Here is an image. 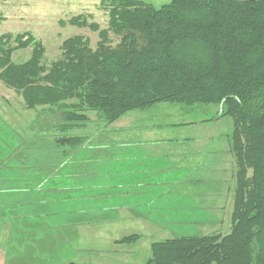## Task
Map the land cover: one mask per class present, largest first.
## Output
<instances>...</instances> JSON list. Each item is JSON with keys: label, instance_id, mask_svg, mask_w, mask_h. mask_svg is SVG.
<instances>
[{"label": "rangeland", "instance_id": "1", "mask_svg": "<svg viewBox=\"0 0 264 264\" xmlns=\"http://www.w3.org/2000/svg\"><path fill=\"white\" fill-rule=\"evenodd\" d=\"M144 1L160 7L172 0ZM101 3L0 0V40L10 35L14 41L23 33L41 39L47 62L59 57L61 44L70 36L84 35L96 46L98 33L68 21L84 15L88 22L107 27L109 13ZM31 53V48L20 50L14 60L24 62ZM221 107L209 105L204 113L209 118L199 124L184 119L191 127L181 129L187 132L177 135L180 142L167 134L177 127L179 112L172 107L159 112L162 117L153 125L160 126L155 136L163 138L166 176L148 177L166 185L148 188L144 200L139 195L143 191L135 193L140 180L132 185L116 176L121 158L109 154L116 150L97 146L132 141L133 130L150 122L132 112L108 125L89 111L83 126L48 130L37 122L43 107H27L24 96L0 80V264H145L152 245L161 240L229 233L239 168L232 150L234 122L220 115ZM72 135L86 142L74 149L62 146L59 139ZM149 136L145 132L139 137ZM183 136L195 140L185 142ZM204 138L213 142L205 144ZM131 149L139 160L137 147ZM113 158L117 165L109 161ZM59 211L62 219L53 217ZM128 236L137 238L123 241Z\"/></svg>", "mask_w": 264, "mask_h": 264}, {"label": "trees", "instance_id": "2", "mask_svg": "<svg viewBox=\"0 0 264 264\" xmlns=\"http://www.w3.org/2000/svg\"><path fill=\"white\" fill-rule=\"evenodd\" d=\"M101 5L109 13L105 28L84 15L68 21L98 33L96 46L84 35L70 36L52 61L41 39L1 37L0 80L15 87L27 107H43L37 115L42 127L64 132L83 126L89 111L109 125L161 104L221 105L220 115L234 122L239 168L231 231L161 240L145 264H264V0ZM29 48L27 60H14ZM59 141L74 149L86 138Z\"/></svg>", "mask_w": 264, "mask_h": 264}, {"label": "crops", "instance_id": "3", "mask_svg": "<svg viewBox=\"0 0 264 264\" xmlns=\"http://www.w3.org/2000/svg\"><path fill=\"white\" fill-rule=\"evenodd\" d=\"M168 107L175 108V110L179 112L178 114H179V117L181 118L179 123L176 124L177 127L180 128L179 131L177 132V127H174V128L171 127V128H169L170 130H168V132H167V134H171V136H174V138H176V140L179 137L177 135H179L180 133L185 134L186 130L181 131V129H183V128L187 129V128L191 127V126H188L189 124H187V123H182L184 121V119H188L190 122H195V124H199V123L203 122L204 113L207 112L206 110L208 109L207 108L208 106L202 107V108H199V107L187 108V107H183V106L175 107V106H172L169 104H167V105L161 104L160 106H158L154 110L144 112V113L138 112V111H132V112L137 113L138 120H140V117H142L143 120H145L146 122H150V123L148 125L145 124L144 126H138L137 128H135V130H133V132H134L133 138L134 139L132 141H126L127 139H125V140H122L120 143L114 142V143L105 144V145L99 144L97 146V148L100 147L99 149L103 148V149L108 150V151L110 149L116 150L114 152H111V151L109 152V154L112 153L111 155H115L114 156L115 158H117V157L121 158V159L117 160L118 162H121V164L119 163L120 167L118 168V171L120 174H118L115 171V174H117L116 176L122 177V178L124 177L125 180L127 181V183L130 182V184L133 183L132 180H134V181L136 179L140 180V182H138V183H141L142 185L135 187V188H137V189H135L136 190L135 193L136 192L140 193L141 191H143L139 195L142 194L144 196V200H145V195H146V193L144 194V192L148 188L156 187L159 184L166 185V183H164L163 181H161V182L160 181H158V182L153 181V183H152L149 181L148 176H152V175H154L156 177H158V176L159 177H162V176L165 177L166 176V171L164 169L165 160H164L163 156L161 155L163 152L161 140L163 138H161V140H160V136H155L156 133H159L160 126L159 125H153V124H154V122H156V120H158L160 117H162V114H159V112L164 111V109H167ZM195 109H197V110L193 111ZM168 114L169 113H166L164 118H166L168 116ZM186 114H191V115H186ZM184 115H186V116H184ZM208 118H209L208 116H205L204 119H208ZM156 126H158V127H156ZM153 127H156V128H153ZM145 132L148 133L150 136L145 137V138H140L139 136L141 135V133H145ZM183 137L186 138L183 140L185 142H188V140L189 141L195 140V137H192V138H190L188 136H183ZM135 138H139V139H135ZM181 139H182V137L180 136L179 140H177V141L180 142ZM205 139L206 138H204V140L202 141L205 144L213 142V140L211 138L206 139V140ZM202 142H200V143H202ZM133 147H137V149H138L137 154L139 155V158H140L139 160H136L134 158L135 154H133V151L131 149ZM146 148H148L149 150ZM139 150L141 151L140 153H139ZM189 156H190V154L187 155V158H189ZM114 160H116V159L113 158V159H110L109 161L111 162ZM109 161H107V163ZM114 162L116 163V161H114ZM117 163H116V165H117ZM112 177H115V176H112ZM143 181H146V182L142 183ZM130 184H128L126 187H124L123 185H119L118 188H121V187L127 188L130 186ZM164 188H165V186H163V189ZM135 193L133 195H135ZM63 214L64 213L59 211V213L53 214L54 215L53 217H57V218L59 217L58 219H62L61 216ZM66 214H67L66 217H68V212H66ZM65 215L63 217V221H64V218H66ZM66 221L67 222L66 223L64 222V223L69 225L68 219ZM56 223H57V225L62 224L59 221Z\"/></svg>", "mask_w": 264, "mask_h": 264}]
</instances>
